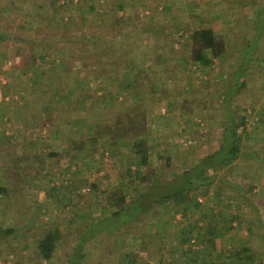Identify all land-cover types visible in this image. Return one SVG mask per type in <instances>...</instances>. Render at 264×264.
Listing matches in <instances>:
<instances>
[{
  "label": "trees",
  "instance_id": "trees-1",
  "mask_svg": "<svg viewBox=\"0 0 264 264\" xmlns=\"http://www.w3.org/2000/svg\"><path fill=\"white\" fill-rule=\"evenodd\" d=\"M112 1L87 0L82 3V0H34L32 2L31 7L35 9L37 17L34 19V15L29 13L35 28V34L33 33L28 38L29 40L27 39L30 44L27 52L29 56H25V62H21L19 56L17 57L19 59L15 58L16 61L9 62V66L18 67L19 64H23L31 67L27 71L32 74L28 81L37 88L30 92L35 98V102H32V105L29 103L31 106L28 104L27 111L33 110L39 103L41 104L39 113L45 112V109L49 112L55 111L58 122H67L70 128L76 126L71 115V108L66 110V104L75 101L72 96L66 97L67 90L71 86L68 82L66 85L63 84L67 81L66 78L72 77L70 74L72 70L63 67L62 63L72 64L75 61L76 67L79 66L78 72H83L85 78L95 82L103 81L106 75L114 73L111 71V65H118L119 60L105 61L102 52L99 55L96 54L95 50L98 51V48L101 51V47L97 48L96 45L100 44L102 37H97L94 31L90 30L91 25L98 23L107 24L104 29L100 30L102 33L112 31L118 34L126 29L125 17L120 15L125 11L126 0H116V3ZM240 1L244 4L243 7L239 6L240 8L249 9L243 13L241 23H235L230 30L234 38L231 41V43L233 42L231 53L226 37L217 34L212 28L202 27L194 30L189 40L190 60L189 63L186 61L185 65L190 64L201 73L207 70L214 72V63L219 61L231 69L225 76L224 82L221 83L224 88L218 96L219 105L215 106L213 103L214 97H211L213 100L204 97L195 100L194 103L197 106L191 107L189 110L188 102L181 103L175 99L161 101L164 97L162 93L161 97L151 99V104L160 103L167 108L182 104L187 110L184 115L187 116L188 121L193 120V115L188 113L194 115H197L198 111H201L200 114L206 111L213 114L223 113L222 117L217 118L218 121H221L222 143L213 147L209 154L203 155L196 167L187 169L183 173L173 171V156L169 152L157 156V166L152 163L153 146L151 142L158 141L159 138L151 140L152 136L154 138L151 130H156L161 134H169L170 130L168 126L167 129H161L163 126H158L153 122L155 114L150 118L145 104L135 105L117 113L115 121L109 123L105 129L99 128L97 134L91 135L79 130L69 134L71 146L62 154L51 150L45 152L42 149V152L39 151L40 144L34 140L31 141L33 147H30V151L22 155L8 156L4 152H12V149L0 147L1 157L5 156L4 159L13 158L12 170L2 171L0 169V180L1 177L3 178L2 183L0 181V205L4 210H13L19 204L17 197L19 187L17 184L9 185L8 183L10 179L8 176L16 175L19 172L24 176L30 175L33 188L50 191V198L55 196V204L60 195L68 196L72 201L68 203V206L60 205L61 210L72 207L78 211L86 210L84 212L89 215L86 219L87 223H78L76 226L78 221L76 215H67L68 217L63 219L59 217V213H56L55 208H50L49 222L42 225L40 238L36 241L37 254L41 261L46 264H54V261L57 260L62 236L61 223L67 222L66 229L75 234V238L73 239L72 253L66 257V264H86L87 245L99 242L98 239L106 233H118L122 226L132 227L135 230L132 238H139L141 241L138 243V249L124 251L117 264H264V249L255 251L252 250V247H247L245 251H239L233 248L230 255L227 253L230 251L224 249L223 253L219 254V260L208 262V250L193 248L194 246L203 247L207 241L210 242L216 237L236 243V238L241 239L238 237L244 225H246L245 229L249 238L259 236L264 244V215L260 214L257 206L263 196L254 192L258 185L256 183L237 184L232 181L216 182L218 173L224 168H229L230 171L238 170L236 167L230 166L245 155L243 138L246 136L244 129L246 117H241L239 113L242 109H248L239 105L237 97L249 86L251 76H253L252 78L257 77L264 71V0ZM90 15H92V19ZM98 15L100 16L97 17ZM103 16L109 17L107 23L103 22V18H101ZM73 29L77 32L76 35H72ZM9 38L8 35L0 34V56L2 57L8 53L7 46L3 45H6ZM70 38L79 41L75 56L62 53L56 48V44L59 45L58 43L61 41ZM33 46L36 48L35 51L32 49ZM232 54L234 62L231 60ZM151 58L150 66L139 64L136 67L132 62L121 59L123 65L117 68L127 71L132 78L138 81L137 85L143 83L145 86L148 85L150 91H156L154 80L157 73L161 72L157 70V65L162 63V59L165 57L154 59L152 56ZM39 62L42 64L40 68L36 67ZM59 62V72H56L57 69L55 66L52 67V63L57 65ZM37 68L40 73L36 72ZM77 70H75L76 73ZM163 71L168 72L167 70ZM53 72H55L54 75ZM173 73H175L174 79L178 81L177 70ZM42 80H47L53 85H49L46 89H38L44 83L40 82ZM179 82H182V79ZM181 86L180 83L175 85L174 90L177 91V94L181 91ZM8 87L10 88V85ZM60 88L61 93L59 92ZM25 92L28 93V89H25ZM25 92L24 99L29 96V93ZM9 93V91L0 92L3 100ZM58 94L65 98H58ZM178 95L180 96V93ZM82 97H80L79 103ZM77 106L78 104L72 109L75 110ZM207 119L210 127L216 126V123L213 122L214 117L208 116ZM3 123L5 122L0 119V128ZM31 126L25 123L22 129L27 131L31 129ZM62 159L66 160L68 167L64 174L73 173V167L77 168L76 172L89 173L90 166L86 163V161L89 162V159L93 160L91 166L96 174L101 173L105 160L125 172L121 176L119 175L118 186L115 188L105 182L101 186L93 181L91 184L87 183V191L80 192V195L74 198L70 195V182L67 183L62 178L61 182L59 181L61 184L58 186L54 174L50 171L51 162ZM24 176L21 177L22 181H24ZM170 177H172L171 181L168 180ZM181 179L182 182L183 179L185 182L178 186V180ZM175 180L176 189L168 194L164 193L163 189H166L168 182L173 183ZM232 190H236L240 197L228 199V193ZM196 194L205 197L207 201H213L216 206L203 210L204 206L201 205L200 198ZM87 196L90 197L89 200H92L93 204L87 201ZM34 206L41 209L42 204L40 202L32 203V208ZM160 207H166L172 217L170 221L166 220L168 221L167 225L178 215L183 218L181 223L173 224L177 233L175 238L164 236L160 227L157 231H153L155 225L157 226V221L161 218L159 214L162 213L158 211ZM194 216L199 217L196 219ZM7 217H9V221H4L7 225L4 223L0 225V239L23 234L33 229L35 222H39L38 216V218L32 215L27 216V214L17 211ZM12 217L18 218L10 222ZM19 217H27V221L19 219ZM14 224L17 227L11 226ZM144 228L148 231L146 232ZM116 239L122 244L127 241L125 236L120 235ZM126 244L128 246V242ZM242 246L240 244L239 248ZM248 252H250L249 255Z\"/></svg>",
  "mask_w": 264,
  "mask_h": 264
},
{
  "label": "rangeland",
  "instance_id": "rangeland-1",
  "mask_svg": "<svg viewBox=\"0 0 264 264\" xmlns=\"http://www.w3.org/2000/svg\"><path fill=\"white\" fill-rule=\"evenodd\" d=\"M34 0H0V34L2 35H8L10 40L6 42V45L8 48V53L6 54L5 57L0 56V92L2 93L9 91L10 93L8 96L3 100V97L0 94V119L2 120L3 123L1 126L0 130V147H6L9 146V142H11V138L13 137L14 132L17 129L22 128L23 124L26 123L25 120L22 121L21 119L19 121L14 120V113H20L19 117L22 116H27L26 120L27 123L33 122V124H37L39 121L40 114L39 110L41 108V104L37 103L34 107L33 110H27L28 106L32 102H35V98L32 97L30 94V89L32 88V84L28 82L29 78L32 76V74L28 73L25 68H27L29 65H23L19 64V66H9V62L13 60H17L18 56L21 58V62H25V56L28 55V46L30 45L27 41L29 40L28 38L34 33L35 28H34V22L32 23L33 20L30 19V14L34 15V19L37 17V13L35 9H33L32 2ZM87 0H82V3H85ZM116 1V0H114ZM158 1L161 2V5L158 7ZM150 2V7H149V14H145V18L148 17V20L153 13L155 17L157 16L158 19H160L161 22L157 23V29L160 28L159 26H163L160 28L162 32H166L167 35L171 36V39L166 37H162V42L165 43L167 42L168 44L172 46H178L181 47L180 56H186L187 58H190V53H188L187 50V44L188 39H185L183 35H189L194 29H196L195 25L191 23L190 25L183 23L184 20V9H182L178 4L177 7H171L168 5L164 0H152ZM154 5V8L152 9ZM130 7V5H128ZM134 8L132 9H126L124 12H121L120 15H127L129 13H132ZM143 11V10H142ZM247 9H245L242 12L246 13ZM102 13V12H101ZM138 14H140V11H138ZM100 15H98L99 17ZM90 18L92 19V15H90ZM103 18V22L107 23L109 18L106 20L105 16L101 17ZM94 20H96L94 18ZM162 23V24H161ZM107 25V24H105ZM104 24L98 23L97 25H91L90 30L97 32L98 34L97 37H102L105 33H102V29H104ZM151 24L149 23V25ZM155 26V25H154ZM106 27V26H105ZM154 28V27H152ZM156 29V28H155ZM221 31V28H220ZM110 32V31H109ZM75 33V34H74ZM112 35L114 34L112 31L110 32ZM35 34V33H34ZM77 32L73 29V34L76 35ZM117 34V33H116ZM117 36V35H116ZM115 36V37H116ZM173 37V38H172ZM28 39V40H27ZM24 40V41H22ZM116 38L112 42H115V47L118 48L122 45H119L120 40ZM234 38L233 36L231 37V41H233ZM77 42L75 39H69L65 41H61L58 43L59 45L56 44V48L60 51L62 49H69L67 47L73 48L70 51L72 52V55L76 53V48ZM184 43L185 45H182ZM69 44V45H68ZM103 44V43H102ZM175 46V47H176ZM189 46V44H188ZM126 47V46H125ZM124 48V46H123ZM33 51H35V47H32ZM121 49V48H118ZM132 51V49H131ZM70 55V56H72ZM75 56V55H74ZM17 58V59H15ZM232 62H234V55L232 54ZM3 64H1L2 62ZM20 62V63H21ZM134 63V61H131ZM15 63V62H12ZM41 62L36 65L40 68ZM56 67V63H52V67ZM73 66V65H72ZM217 67H214V72H209V70L205 71L204 74H201L199 71L195 70L198 75L199 81H202L200 83H196L197 86H192V96H187V98L184 96V92H188L190 89L188 87L186 88L184 85L181 86V97L185 102H188V108L191 110V107L197 106L195 100L197 99H203L204 97L206 98H211L213 100V103L215 106L219 105V94L222 91V84L224 82L225 76L228 74L229 67H227L226 64H221L219 61L216 64ZM74 67V66H73ZM39 68L36 69V72H39ZM43 68V67H42ZM75 68L77 69L76 65ZM190 68V67H189ZM22 69V70H21ZM50 69V68H49ZM26 71V73H25ZM177 70L179 74V79L180 81L184 78L185 76V71ZM209 72V74L207 73ZM75 73V72H74ZM73 73V74H74ZM72 74V73H70ZM83 73L79 72L77 74H74L75 76H79L82 79ZM207 74V75H206ZM54 75V74H53ZM195 74L190 75V77L193 79ZM74 76L70 78H66V80L69 82L72 80ZM201 77V78H200ZM250 77V84L249 86L246 87L245 90H243L237 99L239 100L241 106H245L248 110L242 109L240 110L241 113L239 115L241 117H246V125L244 126L246 136H244V149L243 152L245 153L244 156L239 158L236 162H234L233 165L230 167H236L238 170L236 171H230L229 168H224L218 173V179L216 182L220 181H232L237 184H242L245 183L247 185L256 183L258 186L256 187V190L259 192H263L264 190V164L261 163L259 164L258 167H253V166H248L250 160H252L253 156H256L257 159L263 160L264 158V136L259 132L258 127H261L262 123H260L259 120H257L258 115L256 116V113H264V71L262 73H259L257 77L254 76ZM203 79V80H202ZM83 80V79H82ZM84 81V80H83ZM53 82V81H52ZM10 85V88L8 87ZM256 85V86H255ZM177 87V86H176ZM175 87V88H176ZM46 88V87H45ZM128 88H130L128 86ZM25 89H28V93L25 92ZM24 92L27 93L29 96L24 99ZM173 92L175 90L173 89ZM194 93H198L197 95ZM179 94V92H178ZM26 95V94H25ZM181 98V99H182ZM24 99V100H23ZM166 100L162 98L161 101ZM258 102L257 104L253 103ZM30 103V104H29ZM181 103H184L181 101ZM29 104V105H28ZM140 104H145V105H151L153 106V111L152 114H157L160 115L161 118L155 119V116H153V122L157 124L158 126H163L161 129H167V126L169 128V134H161L160 132H157L156 130H151V132L154 135L151 137V140L155 139L156 137L159 138L158 141L151 142L152 144V163L154 165L158 162L157 156L161 155V153L165 154L166 152H169L172 154V163H173V171L183 173L187 169H191L196 167V163H200V159L202 158L203 155H206L207 153L209 154L213 147L219 146L222 143V129L220 128L221 121H218L217 118L222 117L223 113H217L213 114L212 112L208 113V111L201 113V111L197 112V115H194L193 113H188L190 115H193V120L188 121L187 116L184 115V113L187 112V110L183 107L182 104H179L178 107H173L171 106L170 108H167V106H163L162 104H156V103H137V105ZM30 105V106H31ZM23 107V108H22ZM133 107V106H132ZM25 108V109H24ZM129 108V107H127ZM127 108L119 111L118 113L125 111ZM25 111V112H22ZM35 113H32V112ZM239 111V112H240ZM151 113V112H150ZM170 113V114H168ZM45 114V113H44ZM94 114V113H91ZM24 116V117H25ZM208 116L214 117L213 122H215L216 126L210 127L208 124ZM11 117V118H10ZM171 117V119H170ZM257 117V118H256ZM259 119V118H258ZM216 120V121H215ZM41 122V121H40ZM42 123L44 125H41L37 131H34V137H36L38 140L41 139H46L47 135H49V130L51 129L50 124H47V122L44 120ZM41 123V124H42ZM259 123L261 125H259ZM39 126V124H38ZM187 132H190V134L187 135ZM256 132V133H254ZM47 133V134H46ZM256 137V140L253 141V134ZM185 135L190 136V138H185ZM43 137V138H42ZM48 150H53L47 149ZM259 150V151H258ZM24 152L22 149L16 150L14 149V152H4V154H7L8 156H16V155H22ZM168 154V153H167ZM2 155V154H1ZM5 157V156H4ZM0 156V169L6 170H12V160L13 158H5ZM57 163V164H56ZM110 165L111 163H107ZM67 165V162L65 160V164L61 163L60 161L57 162H51L50 166V171L52 174L55 176L56 183H60V179H65L64 177H69L70 179L68 182L69 185L71 186L70 190V195L72 197L77 198L80 195V192L87 191V185L89 184L88 181V176L86 175V172L83 173L82 177L76 178L75 175L73 174H63L62 171L63 168ZM198 165V164H197ZM105 166V165H104ZM157 166V164H156ZM111 169L116 171V168L114 169L110 165ZM110 170L108 166L104 167L101 171V173H97L95 176L96 181L100 182L101 186L103 185V177L105 175L106 170ZM122 171V170H121ZM123 172V171H122ZM125 172V171H124ZM123 172V173H124ZM60 173V174H59ZM62 173V174H61ZM64 175V177H63ZM170 175V174H169ZM24 175H21L19 172H17L16 175H9L8 178H11L15 181H18L19 179L21 180V177ZM72 177V178H71ZM118 177V176H117ZM117 177L115 178L114 181H112L114 184L118 183ZM7 178V177H6ZM94 178V176H93ZM3 178L1 177V183H2ZM167 180V179H166ZM169 181L172 180V177L168 178ZM7 181V180H5ZM60 181V182H59ZM178 186L183 185L185 180L182 179L178 180ZM4 182V181H3ZM23 181L21 180L20 183H16L17 187H19L18 192V198H19V204L17 206H14L15 209L13 210H4V208L0 205V225L6 224L4 221H9L10 214H15L16 211L18 213H25L27 216L32 215L33 217H39V222H35V225L33 229L26 231L23 234H19L18 236H14L11 238L7 239H0V264H46V262L41 261L40 257L37 254V239L40 238L41 231L43 229L42 225H45L44 223L49 222V209L50 208H55L56 213H59L61 218H66L68 217L67 215H76L77 216V223L76 226H78V223H87L86 219L89 217L87 212H84L86 210H74L72 207L68 208H63L64 210H61L62 208L59 207L60 205H67L68 203H71L72 200L69 199L68 196L60 195V198L57 200V203L55 204L56 201H54L55 196L53 198H50L49 196L47 197L45 191L43 190H37V188L31 187H26L24 184L21 185ZM9 185H12V183L8 182ZM88 183V184H87ZM107 183V182H106ZM170 183V184H169ZM112 185V184H108ZM177 183L176 180L175 182H168V185L166 186V189L164 190V193H170L174 189H176ZM82 190V191H81ZM254 190L255 193L257 191ZM60 193V192H59ZM238 192L236 190H232L228 193V197H235L237 196ZM22 195V196H21ZM69 195V194H68ZM21 196V197H20ZM198 198L202 199L203 202H201L204 207H209L213 201H207V199L201 195L196 194ZM87 201L92 202V200H89V196H87ZM49 199V200H47ZM1 202V200H0ZM40 202L42 204L41 209L40 208H32V203H37ZM93 204V202H92ZM48 208V210H47ZM158 211H160L162 214H159L160 220L157 221V226L153 228V231H157V229L160 227L161 233L164 236H171L175 238L176 236V230L173 227L174 223H181L183 221V218L181 215H178L176 219H174L171 224L169 225L166 224V222L170 221L172 217L170 216L169 211L167 210L166 207H160L158 208ZM37 215V216H36ZM18 216V215H17ZM37 217V218H38ZM199 216L196 217V219ZM13 219H10V222H13L16 220L18 217H12ZM36 218V219H37ZM19 219H25L27 221V217H19ZM13 220V221H12ZM168 220V221H166ZM36 221V220H35ZM12 224V223H10ZM7 225V224H6ZM62 227V236L60 240V247H59V253H58V258L56 261H54V264H66V257L69 253H72V248L74 247V238L75 234L70 232L69 230L67 231L68 224L67 222L61 223ZM11 226H16V224L11 225ZM243 228H246V225H244ZM144 230L147 232L148 229L144 228ZM243 230V229H242ZM134 229L132 227H124L122 226L121 229L119 230L118 233H106L104 234L99 240V242H95L93 245L89 244L87 245L86 249V264H117L119 262V258L122 255L124 251L132 250L133 248L138 249V243L141 241L139 238H132L134 234ZM245 231V230H244ZM243 231H240V233ZM73 234V235H72ZM125 236L126 237V243L128 242V246L125 243H121L116 239L117 236ZM241 235H243L241 233ZM1 238V237H0ZM241 238V237H240ZM241 239L244 240L242 237ZM259 242V244H258ZM261 240L257 238L256 240V249L257 251L259 249H262L263 246L260 244ZM200 248V247H198ZM259 248V249H258Z\"/></svg>",
  "mask_w": 264,
  "mask_h": 264
},
{
  "label": "crops",
  "instance_id": "crops-1",
  "mask_svg": "<svg viewBox=\"0 0 264 264\" xmlns=\"http://www.w3.org/2000/svg\"><path fill=\"white\" fill-rule=\"evenodd\" d=\"M149 1H152V0H135L133 2L132 0H126L125 1L126 9L134 8L132 10L133 11L132 13L124 15L126 29L123 32H119L118 34H116V32H113L114 33L113 35L112 33H109V32L105 33L106 34L105 37L104 35H102L100 44L96 45L97 48L101 47V51L99 48L97 49L98 51L95 50L96 54L99 55V53L102 52L104 55L105 61L119 60L118 65H111V71L114 72L113 74H108L106 75L103 81L98 80L96 82L94 80H89L85 78V74H82L83 75L82 79L84 80L83 81L79 76L74 75V74L79 73L78 72L79 70H77L79 66L77 69L75 68V65H76L75 61L72 64L62 63L63 67H67L68 70H72L71 73H72V76H74L72 80L70 81V83L68 81L66 82L62 81V82L64 85H66L68 82V84L71 86V88L67 90L68 95L66 97L69 98L70 96H72L75 101L74 102L72 101V103L70 104H66V103L65 104H66V110L68 108H71V111H72L71 115L73 116V120H75L76 122V126L70 128L67 125V122H58L56 119V112L55 111L49 112L46 109H45V112H42V114H40V117L38 120L39 122L37 124H33V122L27 123L28 121L26 120L27 116L24 115L25 117L24 116L19 117L20 113H14L15 121H19L20 119L22 121L25 120L27 124L32 125V126H31V129L27 131L24 130V128L17 129L14 132L13 137L11 138L12 141L9 142V146H7L8 149L11 148L12 152H14V149L16 150L22 149L24 153L25 152L28 153L30 151V147H33L31 146L32 144L31 141L34 140L35 142L40 144L38 148L39 151L42 152V149H43V151L47 152L48 148L49 149L52 148L53 152L62 154L64 153V151L68 150L71 146L70 145L71 142L68 137L69 134H73L78 130L82 132H86L91 135H94L95 133L97 134V130H99V128L105 129V127H107L109 123H112V121H115L116 114L119 111L127 107L135 106L137 105V103H140V102L141 103L142 102L151 103V99L153 100V98H159L161 93L162 95H164L163 98L166 100L175 99L180 102L181 101L185 102V100H183L181 95L179 96L177 94V91L173 92L175 85H178L179 83L180 85H184L186 88L188 87V89H190L187 93L184 92L185 93L184 96L186 98L187 96L191 97L193 95L192 86L196 87L198 83L202 82V81L197 80L198 79L197 76L200 75L201 72L197 74V72L195 71L196 69L194 67H192L190 64L185 65L186 61L187 63H189L190 58H187L186 56H183V57L181 56V58L179 59L178 57L180 56L179 51L181 50V47H179V45L178 46L175 45L176 46L175 47L172 45L170 46L167 42L165 43L162 42L161 40L162 37L167 36L168 38L171 39L172 35L169 36L166 34V32L165 33L162 32L160 28H162L163 26H159L160 28L157 29V26H158L157 23L161 21L160 19L157 18V16L155 17L153 13L151 14V16L153 17H150L149 20H148V17L145 18V14L150 13L149 7L152 5V4L150 5ZM112 2L116 3V1L114 0ZM164 2H166L171 7H174V6L177 7L179 5L182 9H184V13H185L184 20L185 21L183 23L188 24V25L193 23L196 29L202 28V27L212 28L217 34L226 37V41H228L227 46H228V49H230V53H231V51L233 50V44H232L233 42L231 43V37L233 35L230 32V30L235 23H241L242 12L245 10V8L239 7V6L243 7L244 5L242 4L240 0H164ZM128 5H130V7H128ZM160 5H161V2L158 1L157 6L159 7ZM153 8H154V5L152 9ZM138 11H140V14H138ZM105 18L107 20L109 17L105 16ZM149 23L151 24L150 27L147 26L149 25ZM220 28H221V31H220ZM94 34H98V33L94 32ZM192 34H193V31L189 33V35L187 34L183 35L185 39H188V43L185 42V44L188 45L190 43L189 40ZM112 38H115V39L118 38L120 40L119 45H122V46L118 48H121V49H118L114 46L115 42L114 43L112 42L113 41ZM102 42L103 44H101ZM185 44L182 43V45H185ZM28 48H30V46H28ZM62 48L60 49L62 53H68L69 55H72L73 51H70V50H72L73 48L71 47H67L69 49H62ZM190 49L191 48L187 46L186 51L190 53L189 52ZM165 55L167 56V58ZM152 56H154V59L158 57L166 58V59L165 58L162 59L163 62L157 65V70H160L161 72L157 73V76L154 80V82H156V88H157L156 91H150L148 85L145 86L143 83H139V85H137L138 81L132 78L131 75L127 71H122L119 68H117V67H122L123 65L121 59L125 61H130V62L134 61L133 65L135 67L138 66L139 64H146V66H150L152 63V58H151ZM217 62L218 61H215L214 67H217L216 66ZM88 63H91V62H88ZM59 64L60 62L56 65V69H57L56 72H59L58 70V67H60ZM214 67H213V70H215ZM30 68L31 67L28 66L25 69L28 70ZM181 69L185 71V73L183 71L182 72L186 75L185 76L186 78H184L182 82H179L174 79L175 77L173 75L175 73L173 72L176 70H181ZM75 70H77V73L75 72ZM163 70L165 71L167 70L168 72H164ZM53 74H55V72H53ZM193 74H195V76L192 79L190 75H193ZM201 74H204V73H201ZM40 82L41 83L44 82V83L43 85L40 84L42 86H39L38 89L39 88L46 89L49 85H53V83H50L47 80H42ZM128 86L130 88H128ZM31 87H32L30 89L31 92L34 91L35 88H37L33 84ZM59 92L60 93L62 92L61 88L59 89ZM158 92L159 94H157ZM73 94L75 95L73 96ZM194 94L197 95L198 93H194ZM59 97L63 99L65 98V96L61 97V95L58 94V98ZM80 97L82 98H81V102L79 103ZM253 103L257 104L258 102L253 101ZM77 104H78L77 108L73 110L72 108L76 106ZM146 106L148 108L149 116L150 118H152V115H153L152 111L154 108L153 106L151 107V105H146ZM25 111L27 112V110ZM25 111H22V112H25ZM91 113H94V114H91ZM255 115L256 116L258 115L259 119L257 117L256 118L257 120L260 121V123H262V125L259 123L261 127H258V130H259L258 133L264 136V113H256ZM155 118L160 119L161 116L155 114ZM44 120L47 122V124H50L51 129L49 130V135H47L46 137L47 140L41 139V138L40 140H38L36 137H34V133H35L34 131H37L41 125H44V123H42ZM77 124H78V127H77ZM254 133H250V134H253V137H254L253 141L256 140ZM188 134H190V132H187V135ZM187 135H185V138H190V136H187ZM261 161L264 164V158L263 160H261V159H257L256 156H253L248 166L258 167ZM52 162L54 163L55 161H52ZM57 162H59V160H57ZM60 162L62 164L63 163L65 164L64 159L60 160ZM92 162H93L92 159H89V162L86 161L87 165L89 164L90 166L89 173L86 172V175L87 176L89 175L88 176L89 184H91V182L93 181H96L95 176H97L96 172L93 169V166H91L93 165ZM107 163H111V162L108 160H105L103 162V168L106 167L107 165L110 170L108 169L106 170L105 175L102 179H104L105 184L108 185L110 183L112 184L111 187L115 188V186H118V183L114 184L112 181H114L117 176H118L117 179H119V175L121 176L122 174H124L123 173L124 170H122L123 171L122 172L121 168H117L111 163L110 165L114 169L116 168V171H115L111 169L110 165H108ZM197 164H199V162L196 163L195 166H197ZM63 168H65L62 171V173L64 174V172L66 171L68 167L66 165ZM258 168L260 169V167ZM76 170L77 168L75 169V167H73L74 172L73 173L69 172V175L73 174L77 178V176L82 177L80 175L85 173V172L83 173L76 172ZM11 178L8 180V182L10 183L16 184V183L21 182L20 179L18 181H15ZM64 178L66 182L70 180L68 179L69 177H64ZM96 182L97 184L101 185L100 182L98 181ZM22 183L26 187H31L32 178L30 177V175L24 176V181ZM56 184L58 185V183ZM60 184L61 183H59V185ZM44 191L48 197L50 191H47V190H44ZM257 194L263 196L262 201L258 202L257 206L260 211V214L264 215V190L263 192L257 191ZM239 197L240 195L238 193L237 196H235V198L229 197L228 199L230 198L236 199ZM215 206L216 204H214L213 202L211 203L210 208L215 207ZM206 208H208V206L203 208V210H205ZM194 217L196 218L197 216H194ZM241 231H243L241 232L243 235H241L240 233L238 238L243 237L244 240L243 239L238 240L236 238L237 241L235 243V241H232V240H226V239L220 240L218 237H216L214 240L210 242L207 241L203 247H200L201 250H206V251L208 250L209 252L208 262L211 260H219V254L220 253L222 254L224 249L226 251H230V252H227L229 255L231 252H233L232 251L233 248L239 251H245L247 247H252L253 248L252 250L256 251L257 250L256 240L257 238H259V236H256L255 238H251V237L249 238L248 232L246 231L245 228H243V230ZM240 244L243 246L239 248ZM260 244L263 246V248L262 249L258 248L259 249L258 251H261L264 249L263 242H261ZM198 247L199 246H194L193 248L196 250H199ZM249 254L250 252H248V255Z\"/></svg>",
  "mask_w": 264,
  "mask_h": 264
},
{
  "label": "built area",
  "instance_id": "built-area-1",
  "mask_svg": "<svg viewBox=\"0 0 264 264\" xmlns=\"http://www.w3.org/2000/svg\"><path fill=\"white\" fill-rule=\"evenodd\" d=\"M200 202H203L202 199H199Z\"/></svg>",
  "mask_w": 264,
  "mask_h": 264
}]
</instances>
